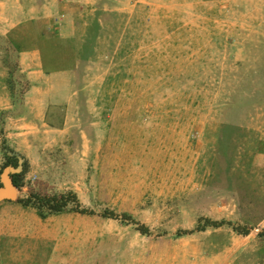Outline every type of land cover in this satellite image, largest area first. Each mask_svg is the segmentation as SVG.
<instances>
[{
	"label": "rangeland",
	"instance_id": "1",
	"mask_svg": "<svg viewBox=\"0 0 264 264\" xmlns=\"http://www.w3.org/2000/svg\"><path fill=\"white\" fill-rule=\"evenodd\" d=\"M13 152L0 264H264V0H0L1 185Z\"/></svg>",
	"mask_w": 264,
	"mask_h": 264
},
{
	"label": "trees",
	"instance_id": "2",
	"mask_svg": "<svg viewBox=\"0 0 264 264\" xmlns=\"http://www.w3.org/2000/svg\"><path fill=\"white\" fill-rule=\"evenodd\" d=\"M4 155H5V163L3 165L4 169L8 166H12L14 168H19L20 166L22 167L20 171L11 174V179L14 185L17 188L22 187L25 179V175L27 173V167H26L27 163L21 162V157L15 152H13L12 154L5 153ZM1 186L2 185L0 184V187ZM22 203L25 206H31L33 208H36L42 217H47L50 214L65 213V212L89 213V210L82 205L80 199L78 198L77 193H75L74 191H68L63 193H52V194L31 192L26 198L22 199ZM105 214L112 218H119V214L113 210H106ZM122 220L132 221L135 224H137V222L134 221L135 219L131 215H126V214L123 215ZM225 224L231 225V223L227 221L202 219L199 221L195 229L181 231L178 234L180 235L195 231H204L209 226L219 227ZM137 228L142 233L149 232V227L144 224L138 223ZM236 229H238V227H236ZM260 235L264 237V230L260 232Z\"/></svg>",
	"mask_w": 264,
	"mask_h": 264
},
{
	"label": "water",
	"instance_id": "3",
	"mask_svg": "<svg viewBox=\"0 0 264 264\" xmlns=\"http://www.w3.org/2000/svg\"><path fill=\"white\" fill-rule=\"evenodd\" d=\"M22 169L20 166L19 168H14L12 166H8L4 169V178H3V184L0 187V200L6 197H14L15 196V188L16 186L14 185L12 179H11V174L14 172H18ZM17 189V188H16Z\"/></svg>",
	"mask_w": 264,
	"mask_h": 264
},
{
	"label": "crops",
	"instance_id": "4",
	"mask_svg": "<svg viewBox=\"0 0 264 264\" xmlns=\"http://www.w3.org/2000/svg\"><path fill=\"white\" fill-rule=\"evenodd\" d=\"M20 53H21V57H20V58H21V61L24 62V60H25L26 55H27L28 52H27L26 49L24 48L23 50H21ZM27 65H29V64H27ZM29 72H30V71H29Z\"/></svg>",
	"mask_w": 264,
	"mask_h": 264
}]
</instances>
